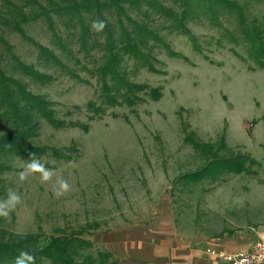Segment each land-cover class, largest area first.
Masks as SVG:
<instances>
[{"label":"rangeland","instance_id":"1","mask_svg":"<svg viewBox=\"0 0 264 264\" xmlns=\"http://www.w3.org/2000/svg\"><path fill=\"white\" fill-rule=\"evenodd\" d=\"M154 1L180 24L143 2L125 5L147 34L138 56L122 54L119 68L127 80L161 94L132 106L101 103L97 67L105 51L98 34L79 38L77 28L58 19L56 38L41 19L23 25L27 36L57 57L56 65L0 26L10 47L6 52L0 43L5 71L53 102L57 117L89 126L83 132L40 124L39 145L75 151H68V160L15 159L0 172V228L40 241L84 239L88 244L78 250L77 261L108 251L117 264H175L171 254L182 246L203 248L209 239L227 250L264 243V58L244 35L264 36V0H228L234 5L229 12L215 4L210 11L183 12L182 0ZM103 16L129 24L123 16ZM11 54L50 80L38 84L22 76ZM88 102L104 107L103 114L93 117ZM189 131L207 142L223 135L232 153L258 162L246 165L255 174L228 173L219 181L181 187L176 177L201 163L183 141ZM221 228L230 232L218 235Z\"/></svg>","mask_w":264,"mask_h":264},{"label":"trees","instance_id":"2","mask_svg":"<svg viewBox=\"0 0 264 264\" xmlns=\"http://www.w3.org/2000/svg\"><path fill=\"white\" fill-rule=\"evenodd\" d=\"M5 9L0 12V26L9 31L16 32L22 39L28 41L35 49L37 56L49 63L58 64L57 57L51 50L35 42L25 34L23 25L41 19L47 29L56 38L53 29L56 19L64 24L77 28L78 37L98 34L102 38L100 44L105 51L103 63L97 67V75L101 82L99 85L102 104L114 106L125 104L132 106L145 99L157 100L160 97L158 88H148L144 84H137L127 80L119 68L122 54L136 57L145 45V26L131 20L126 14L125 5L137 7L144 3L152 10L174 17L175 14L164 8L154 0H3ZM183 12L191 9L212 10L217 9L229 12L234 5L228 0H182ZM113 13L123 16L129 24H125L118 17L114 23H109L104 16ZM52 14V15H51ZM176 23L180 24L177 18ZM114 24V25H113ZM244 35L255 45L260 58H264V36L261 34ZM255 37V38H254ZM0 43L6 52L10 47L0 35ZM3 49V50H4ZM14 65L22 76H26L34 83L44 84L50 76L40 72L32 65L26 64L13 54L10 55ZM4 54L0 51V172L11 168L15 159L34 162L41 157H52L55 160H68L72 157L69 152L74 148H54L39 145L36 137L40 124L44 122L53 129L79 127L83 132L88 131L86 123L79 124L65 121L56 116L53 102L44 96L31 92L20 77L7 73L2 66ZM87 110L93 117H100L104 107L94 106L88 102ZM183 141L191 147L193 153L200 159V165L187 170L176 177L181 187L190 188L203 180L219 181L221 176L228 173H252L247 164H256L248 154L232 153L224 142L223 135H219L213 142L198 139L192 131L184 132ZM69 151V152H68ZM51 167L52 164L45 163ZM53 167V166H52ZM201 213H195V220H199ZM230 232L225 228L219 231ZM210 237L214 236V233ZM40 238L31 234H15L0 228V264H117L109 260L110 252L97 251L94 256L84 254L76 260L78 250L85 247L88 242L76 237H49L40 241Z\"/></svg>","mask_w":264,"mask_h":264},{"label":"built area","instance_id":"3","mask_svg":"<svg viewBox=\"0 0 264 264\" xmlns=\"http://www.w3.org/2000/svg\"><path fill=\"white\" fill-rule=\"evenodd\" d=\"M209 257L224 264H264V243L260 240L250 244L246 250H227L213 245L205 248Z\"/></svg>","mask_w":264,"mask_h":264},{"label":"crops","instance_id":"4","mask_svg":"<svg viewBox=\"0 0 264 264\" xmlns=\"http://www.w3.org/2000/svg\"><path fill=\"white\" fill-rule=\"evenodd\" d=\"M205 243L208 245L203 248L200 246L188 249L187 247L185 248V246H182V249L180 248V250H177L174 253V256H172V254L170 255L171 260L175 261L173 262L175 264H224L222 262L213 261L205 251V248L209 246V244L210 246L217 245L218 242L214 241V239H209Z\"/></svg>","mask_w":264,"mask_h":264}]
</instances>
